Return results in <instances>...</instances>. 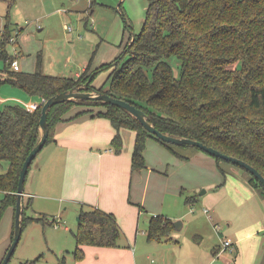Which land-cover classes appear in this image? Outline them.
I'll return each mask as SVG.
<instances>
[{"label": "trees", "instance_id": "trees-1", "mask_svg": "<svg viewBox=\"0 0 264 264\" xmlns=\"http://www.w3.org/2000/svg\"><path fill=\"white\" fill-rule=\"evenodd\" d=\"M0 58L7 70L10 64L6 48ZM171 58L180 66L178 76L169 62ZM114 62L96 69H111L109 75L114 81L107 90L92 85L95 72H91L90 62L76 78L48 76L36 69L11 72L6 81L17 86L27 100L38 102L87 84V90L96 89L141 108L161 132L200 141L251 164L264 176V0H148L140 32ZM74 105L105 107L95 115L108 119L115 130L110 141L115 153L123 148L120 130L135 132L132 170L146 167L143 153L148 137L182 160L189 157L179 150L198 149L163 142L123 108L89 100L50 107L47 142L56 124ZM41 106L34 111L23 104L0 110V217L8 206L14 215L19 171L40 135ZM234 167L241 169V176L264 196V188L248 171ZM193 198H186V203L193 202ZM31 206V199L23 197L22 227ZM172 230L168 217L151 216L147 239L169 237ZM12 235L13 227L10 239ZM120 235L113 213L82 206L74 234V258L84 257V246L117 247Z\"/></svg>", "mask_w": 264, "mask_h": 264}, {"label": "rangeland", "instance_id": "rangeland-1", "mask_svg": "<svg viewBox=\"0 0 264 264\" xmlns=\"http://www.w3.org/2000/svg\"><path fill=\"white\" fill-rule=\"evenodd\" d=\"M147 10L148 0H0V27L17 34L15 43L6 45L7 58L16 60L17 72L37 69L44 75L68 78H76L90 62L94 88L107 90L114 81L111 69H96L121 57L132 35L140 32ZM169 62L178 76L176 59ZM5 67L0 58V110L27 100L17 86L6 81L14 71ZM132 132L127 129L124 134L130 138ZM179 152L189 159L146 144V167L131 174V191L147 213L141 212L130 246L121 231L118 247L128 248L137 264H258L259 253L245 252L247 238L240 241L239 237L256 224H264V196L241 176V169L227 161L199 149ZM36 167L37 160L29 180ZM191 197L197 201L186 203ZM2 198L0 191V204ZM74 207L58 200L32 204L9 264H79L74 258V234L81 206ZM154 213L180 224L173 225L169 237L149 241L147 220ZM12 220L8 206L0 217V259L7 251L2 238ZM257 232L264 235V229ZM225 241L230 245L226 247Z\"/></svg>", "mask_w": 264, "mask_h": 264}, {"label": "crops", "instance_id": "crops-1", "mask_svg": "<svg viewBox=\"0 0 264 264\" xmlns=\"http://www.w3.org/2000/svg\"><path fill=\"white\" fill-rule=\"evenodd\" d=\"M84 68L85 66L82 71ZM92 85L95 86L93 83ZM19 103L37 105L41 100L39 102L19 100ZM31 109L34 111L37 108ZM101 111H105V107L74 105L62 116V121L54 128L52 139L44 145L29 169L28 175L37 160L38 167L35 168L37 172L35 170L30 180L27 175L25 180L24 199L30 198L33 206H37L42 200H58L59 203L69 202L73 207L74 205L89 206L111 212L115 215L130 246V240L134 239L137 233L141 212L147 213L146 208L144 209L140 204L137 194L131 191L133 180L131 174L140 171L131 169L136 134L132 130L133 134L129 138L124 134L127 129H121V140L122 143L125 142L127 150L124 153L122 148L120 153H115L109 147L115 130L108 119L95 115ZM149 143L167 150L151 137L146 138V144ZM128 148L132 149L131 153ZM148 170L154 171L152 168ZM155 171L161 175L160 170ZM140 178L142 180V175ZM139 184L141 183L136 182V185ZM196 201L195 197L191 203ZM11 210L14 217L13 209ZM155 215L158 214L154 213L151 216ZM12 224L13 220L8 234L2 238L6 242L5 250L11 242ZM263 229L264 224L262 226L256 224L239 237L240 241L247 238L248 245L245 247V252L248 250L251 255L254 253L257 256L259 253L258 264H264V235L260 236L257 232ZM83 250L84 257L77 262L79 264L84 261L83 264H137L135 257L125 247L89 245L84 246ZM3 255L4 253L0 260Z\"/></svg>", "mask_w": 264, "mask_h": 264}, {"label": "water", "instance_id": "water-1", "mask_svg": "<svg viewBox=\"0 0 264 264\" xmlns=\"http://www.w3.org/2000/svg\"><path fill=\"white\" fill-rule=\"evenodd\" d=\"M134 36L135 35H132L131 37L132 41L134 39ZM75 100L101 101L103 103H108L111 105L121 107L124 110H126L131 116H133L148 133L152 134L159 140L178 146L186 145L190 147H196L201 151L209 154L210 156L227 161L234 166H237L239 168L248 171L264 188V176L251 164L234 156L225 154L216 148L207 146L200 141L191 138L175 137L161 132L151 122H149L147 114L141 108H138L134 104H131L123 99L113 97L105 92H101L96 89L87 90V84H84L80 87H73L69 90H65L51 96L50 98L44 100V102L42 103L40 109V119H39V130H40L39 139L25 157L19 171L17 190L15 193L16 204H15L14 222H13V235L9 247L7 248V251L3 256L0 264L9 263L21 237V233L23 229L22 213H23V197L25 195L24 193L25 180L31 163L33 162V160H35L39 151L44 147L49 136V125L47 119L48 110L50 107H52L55 104L67 102V101H75ZM179 224L180 223H175V225L174 224L173 225L177 227Z\"/></svg>", "mask_w": 264, "mask_h": 264}, {"label": "built area", "instance_id": "built-area-1", "mask_svg": "<svg viewBox=\"0 0 264 264\" xmlns=\"http://www.w3.org/2000/svg\"><path fill=\"white\" fill-rule=\"evenodd\" d=\"M16 33L13 34V32H11L9 30V32H7V29L5 27H0V55H2V53L4 52V49L6 48L7 44H14L16 41ZM8 62L10 64V68L13 71H18L19 70V66L16 62V60L14 58H10L8 59ZM44 102V100L41 101L40 104H42ZM40 104L37 105H33V104H23L27 110L31 111L34 107V109L38 108ZM205 213H208L209 211L204 209ZM225 245L226 247L230 245L229 241H225Z\"/></svg>", "mask_w": 264, "mask_h": 264}]
</instances>
